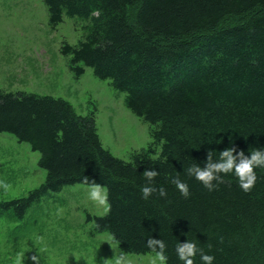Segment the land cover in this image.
I'll return each mask as SVG.
<instances>
[{
  "label": "trees",
  "instance_id": "16d2710c",
  "mask_svg": "<svg viewBox=\"0 0 264 264\" xmlns=\"http://www.w3.org/2000/svg\"><path fill=\"white\" fill-rule=\"evenodd\" d=\"M56 27L66 15L83 21L76 43L61 52L80 77L91 66L124 91L127 106L154 125L149 149L129 159L100 136L95 109L78 113L64 96L0 87V131L40 151L46 177L28 194L0 201L21 218L51 191L82 182L106 185L108 210L87 212L96 232L109 231L123 251L152 252L165 241L168 264H183L179 242L193 241L213 264H264V168L243 191L233 174L209 191L186 175L206 154L230 146L264 149V0H44ZM229 16L237 21L223 24ZM156 170L167 197L142 198L143 172ZM189 186L185 198L170 177ZM215 184L216 182L213 181ZM194 264H202L199 254Z\"/></svg>",
  "mask_w": 264,
  "mask_h": 264
},
{
  "label": "rangeland",
  "instance_id": "374dc122",
  "mask_svg": "<svg viewBox=\"0 0 264 264\" xmlns=\"http://www.w3.org/2000/svg\"><path fill=\"white\" fill-rule=\"evenodd\" d=\"M237 20L229 16L223 24ZM84 31L82 19L69 15L53 27L44 0H0V87L64 96L78 113L95 109L104 145L129 159L133 150L149 149L154 125L127 106L125 92L110 78L88 65L80 77L69 69L61 45L78 42ZM39 157L29 142L0 131V180L12 186L0 188V201L26 195L44 181ZM107 210L89 198L88 185L76 182L47 193L24 217L0 213V264H17L18 257L20 264H103L121 253L129 264H152L154 252L123 251L109 231L93 230L87 212Z\"/></svg>",
  "mask_w": 264,
  "mask_h": 264
},
{
  "label": "clouds",
  "instance_id": "9594fccd",
  "mask_svg": "<svg viewBox=\"0 0 264 264\" xmlns=\"http://www.w3.org/2000/svg\"><path fill=\"white\" fill-rule=\"evenodd\" d=\"M213 151L208 150L204 167L197 163L189 165L185 169V173L190 178H195L200 181L209 191L215 190L219 184L223 183V175L233 174L238 179V186L245 192H249L257 181L255 173L256 168H264V149L256 148L246 155L243 150L237 151L233 145L229 148L220 151L219 157L213 159ZM223 174V175H222ZM159 175L156 170L146 169L143 172V177L146 183L141 188L142 198L147 200L151 195L158 194L161 198L167 197V190L163 186L157 187L155 185V178ZM170 183L175 185L181 195L185 198L190 196L189 186L182 181L180 177H170ZM213 181L216 183L214 184ZM82 183L88 185L89 198L98 205H108V194L103 185L97 183L95 180H90L85 176ZM11 184L0 180V188L5 191L11 189ZM146 247L155 253V258L152 264H167L168 257L166 256L167 245L164 240L149 237L146 241ZM176 254L183 264H194V257L199 254L202 264H213L214 256L207 254L203 248L197 246L193 241L179 242L176 245ZM36 261V257H32ZM17 264H20V257L17 258ZM103 264H129L125 254L121 253L119 256H114L112 259H105Z\"/></svg>",
  "mask_w": 264,
  "mask_h": 264
}]
</instances>
